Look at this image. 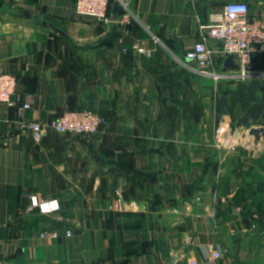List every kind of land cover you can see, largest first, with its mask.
<instances>
[{
    "label": "crops",
    "instance_id": "obj_1",
    "mask_svg": "<svg viewBox=\"0 0 264 264\" xmlns=\"http://www.w3.org/2000/svg\"><path fill=\"white\" fill-rule=\"evenodd\" d=\"M229 2L264 21V0H130L108 23L77 15L74 0L0 4V63L20 104L36 101L26 119L82 109L104 119L94 136L37 142L18 107L0 103V264H211L216 250L214 264H264V221L248 214L264 200L230 194L212 119L192 113L214 97L181 64ZM33 194L62 211L27 214ZM57 230L73 234L40 237Z\"/></svg>",
    "mask_w": 264,
    "mask_h": 264
},
{
    "label": "built area",
    "instance_id": "obj_2",
    "mask_svg": "<svg viewBox=\"0 0 264 264\" xmlns=\"http://www.w3.org/2000/svg\"><path fill=\"white\" fill-rule=\"evenodd\" d=\"M8 0H0L6 3ZM112 0H74V11L80 17L99 23L110 22L109 5ZM117 1V0H115ZM122 11L128 12L130 0H120ZM124 22L130 17L124 15ZM210 24L199 26V35L193 47L189 49L181 64L194 75L206 78L215 85L226 82H252L264 80V72L258 64L264 61V21L253 16L247 3L229 2L223 11L211 18ZM141 54L150 52L139 49ZM231 57L234 68H225L224 63ZM17 76L3 69L0 63V103L10 108L18 107L19 127L29 133L37 142L47 135L58 136H94L101 131L104 119L91 109L67 111L60 117L45 122L27 120L25 113L33 110L35 98L28 97L20 104L15 97ZM26 213L54 215L62 211L61 201L56 198H42L36 194L28 197ZM255 219H258L255 215ZM71 230L47 231L40 235L44 239H59L61 236H71ZM223 258L220 250L213 252L211 264ZM190 264H197L191 261Z\"/></svg>",
    "mask_w": 264,
    "mask_h": 264
},
{
    "label": "rangeland",
    "instance_id": "obj_3",
    "mask_svg": "<svg viewBox=\"0 0 264 264\" xmlns=\"http://www.w3.org/2000/svg\"><path fill=\"white\" fill-rule=\"evenodd\" d=\"M260 71L262 70L260 69ZM199 80L201 81V83H204V85H206L205 92H207L208 95H213V100L215 102L213 105L214 109H212V105H210L207 110L205 109L206 111L203 110L202 112H200V110L198 109V111H194L192 113L196 112L197 115L201 113V117L205 116V118H209V120L212 119V125L210 127L211 137L213 135L214 142L216 141L215 145L218 148L216 150L220 151V163L222 164L224 160L226 162L229 161V164L233 169L240 168L238 170H241L242 172L229 177L230 179L228 180V183L231 182L232 184V186H230L232 187L230 194L233 195L234 193H232V191L236 190L235 196H238L239 189L244 190L247 188L246 194L240 195V197H254L252 200L255 199V203H257L258 200L262 202L264 200V193L262 194V192L258 191V185L260 183H264V174H259V171H263V169H261V166H264L263 164H261L264 162V141H255V138L248 135V131L250 128L260 126L253 125L250 128H247L246 126L238 127L236 123H238L239 120H241L245 116V106L249 103V101L254 96H258V98L259 96H261L263 84L234 82L229 85L221 83L218 86V92H216L214 91L215 83H212L210 80H206V78L203 77H199ZM227 89H231L233 90V92L230 93V91V94L225 96L224 94ZM239 93L241 94V96L239 95ZM222 96L226 98V108L220 107L219 101ZM219 108L223 109L224 111L220 112ZM191 129L192 128H189V130ZM189 137H193L191 133H189ZM236 157H241L243 163L237 162V165L235 163L233 164V161ZM256 160H261L260 164H257ZM224 165L225 164H223V166ZM255 215L257 216V214ZM255 215L253 217L254 220H258V216V219H255ZM254 227L255 225H253V228Z\"/></svg>",
    "mask_w": 264,
    "mask_h": 264
},
{
    "label": "trees",
    "instance_id": "obj_4",
    "mask_svg": "<svg viewBox=\"0 0 264 264\" xmlns=\"http://www.w3.org/2000/svg\"><path fill=\"white\" fill-rule=\"evenodd\" d=\"M115 0H112L110 5H109V12H111V9H112V5H113V2ZM256 67H258L259 69L262 70V72H264V61L261 62L260 64H258ZM231 83H234V82H226L224 84H231ZM246 83V82H244ZM248 83H262L263 84V90L262 91V94L261 96H254L250 101L249 103L245 106V111H244V114L245 116L239 120L238 123H236L239 126H246L247 128H250L251 126L253 125H257V126H264V80L263 81H252V82H248ZM231 91V92H230ZM233 92V90L231 89H227V91L225 92V96L230 94V93ZM235 94V93H234ZM239 95L241 96V94L239 93ZM257 95V94H256ZM228 98V97H227ZM219 111L222 112L224 111L223 109H220L219 108ZM237 162H242L243 161L241 160V157H236L233 161V164L235 163L237 165ZM257 164H260L261 160H256ZM264 165V162L261 163ZM264 168V166H261ZM240 169V168H238ZM237 168H234L233 169V172L235 174H239V173H242L241 170H238ZM239 195L235 196L237 198V200L241 201V202H246L247 199L249 198H243V197H240V195H245L246 192H247V188L246 189H239ZM258 191L259 192H262V194L264 193V183H260L258 185ZM261 194V193H259ZM252 208V207H251ZM251 208H248L250 209L249 210V213L250 215H252V222H251V226L254 223H256V225L258 224L260 229H263V225H262V222L264 221V209H261L260 207L257 206L256 210H255V213L254 214H257V216L260 218L258 220H254L253 218V213L251 211Z\"/></svg>",
    "mask_w": 264,
    "mask_h": 264
},
{
    "label": "water",
    "instance_id": "obj_5",
    "mask_svg": "<svg viewBox=\"0 0 264 264\" xmlns=\"http://www.w3.org/2000/svg\"><path fill=\"white\" fill-rule=\"evenodd\" d=\"M10 1L12 2L13 0H10ZM121 13H122L121 1L120 0L114 1L111 15H110V20L114 22L118 21ZM224 67L229 68V69L235 67L231 57L225 60ZM219 102H220L219 104L221 108L227 107L226 98L224 96L221 97ZM248 135L255 138V141H258V140L264 141V126L250 128L248 131Z\"/></svg>",
    "mask_w": 264,
    "mask_h": 264
}]
</instances>
